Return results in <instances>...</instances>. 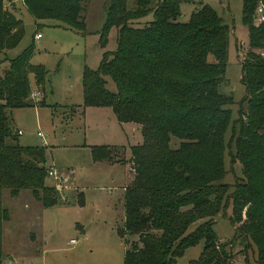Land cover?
Returning <instances> with one entry per match:
<instances>
[{"label": "trees", "instance_id": "obj_1", "mask_svg": "<svg viewBox=\"0 0 264 264\" xmlns=\"http://www.w3.org/2000/svg\"><path fill=\"white\" fill-rule=\"evenodd\" d=\"M4 2L0 0V51L15 47L24 35L22 20ZM182 2L195 0H105L99 43L104 47L115 27L116 49L103 54L96 70H84V105L110 107L118 122L140 125L143 139L130 147L134 176L124 189L120 229L121 237L134 234L138 241L125 250L122 264H177L185 248L200 239L203 250L189 264H231V254L216 247L211 229V216L219 211L232 224V241L250 240L255 264H264V57L257 53L264 48V20L257 22L254 14L258 4L264 10V0H242L241 19L248 32L241 62L245 93L233 119L227 107L232 96L219 92L226 82L230 28L203 3L187 21L178 20ZM22 3L36 20L52 19L84 33L83 0ZM150 13L151 21L135 26ZM32 49L9 59L0 76V264L3 223L9 218L2 190L15 196L28 189L44 207L58 203L55 187L45 182V148L20 145L10 125L13 109L31 104L30 74L36 84L45 82L47 72L30 62ZM106 76L115 91L106 87ZM172 137L180 141L176 148L170 146ZM121 150L94 146L91 154L95 161H115ZM226 154L231 171L236 163L241 167L242 177L233 184L222 181ZM205 217L185 234L192 221Z\"/></svg>", "mask_w": 264, "mask_h": 264}, {"label": "rangeland", "instance_id": "obj_2", "mask_svg": "<svg viewBox=\"0 0 264 264\" xmlns=\"http://www.w3.org/2000/svg\"><path fill=\"white\" fill-rule=\"evenodd\" d=\"M104 1L83 0L84 33L52 19L36 20L27 10H21L15 16L23 22L22 39L15 47L0 51V76L9 59L30 46L31 64L42 66L47 72L42 86L30 74L31 91L38 95L29 97L28 106L13 109L10 125L14 133L21 131L17 134L20 145L45 148L44 165L53 166L67 186L56 190L58 203L48 207L28 189L15 196H10L7 188L2 190V204L9 218L3 223L1 264H122L125 250L138 241L137 235H120L125 220L124 189L132 181L134 171L131 163L125 166L116 160L129 161L130 147L142 143L139 126L118 122L110 107L85 106L83 101L84 70H96L103 54L116 49L115 27L109 29L105 46L99 43V30L106 20ZM201 3L214 8L230 28L226 82L219 86V92L232 96L233 103L227 107L233 119L245 93L241 62L248 51V32L241 19L242 0L182 2L178 20L187 21ZM152 18L150 13L135 26L141 27ZM37 32L41 37L35 38ZM105 79L106 87L115 91L114 82L108 76ZM228 138L229 130L226 142ZM179 142L172 137L170 146L176 148ZM111 145L124 149L115 153V161L93 160L92 147ZM224 165L223 182L233 184L236 177H242L238 163L230 170L227 154ZM45 182L53 185L49 177ZM211 219L216 247L224 246L221 249L231 254V264H255L250 240L232 241L234 229L228 216L219 211ZM204 220L207 218L192 221L185 234L193 232ZM203 247V239L187 246L176 263L189 264L198 259Z\"/></svg>", "mask_w": 264, "mask_h": 264}, {"label": "built area", "instance_id": "obj_3", "mask_svg": "<svg viewBox=\"0 0 264 264\" xmlns=\"http://www.w3.org/2000/svg\"><path fill=\"white\" fill-rule=\"evenodd\" d=\"M254 14H255V20L257 22H260V21H263L264 20V10H263V7L258 4L255 8V11H254ZM41 36L40 33H37L36 34V37L39 38ZM257 53L260 57H264V48L262 49H258L257 50ZM38 95V92H34V91H31L30 93V96L31 98H36V96ZM21 131H18V134H20ZM39 136H41V133H38ZM47 176L49 178H51V180L53 181V186L55 187V189L57 191L59 190H63V189H67L66 185L63 183V177L61 174H58L57 170H55L53 168V166H49L47 168Z\"/></svg>", "mask_w": 264, "mask_h": 264}, {"label": "crops", "instance_id": "obj_4", "mask_svg": "<svg viewBox=\"0 0 264 264\" xmlns=\"http://www.w3.org/2000/svg\"><path fill=\"white\" fill-rule=\"evenodd\" d=\"M6 6H7V8L8 9H10L11 11H13L14 13H15V15H16V13L18 12H21V10H24L25 9V7H24V5H23V3H22V0H5V2H4V7L6 8ZM19 8V9H18ZM19 10V11H18ZM26 10V9H25ZM41 37V36H40ZM35 38H36V34H35ZM125 123V122H124ZM126 123H128V122H126ZM133 123V122H132ZM137 124V123H136ZM139 126V130H140V125H138ZM18 131H20V130H18ZM18 131H17V134H18ZM130 157V156H129ZM130 163L131 162H129V161H126V163H124V165L126 166V165H130ZM125 186H126V184H125ZM124 186V187H125ZM123 187V188H124Z\"/></svg>", "mask_w": 264, "mask_h": 264}]
</instances>
